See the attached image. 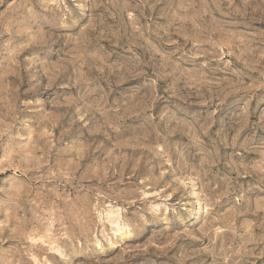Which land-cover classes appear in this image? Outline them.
Instances as JSON below:
<instances>
[{"label": "rangeland", "instance_id": "1", "mask_svg": "<svg viewBox=\"0 0 264 264\" xmlns=\"http://www.w3.org/2000/svg\"><path fill=\"white\" fill-rule=\"evenodd\" d=\"M0 264H264V0H0Z\"/></svg>", "mask_w": 264, "mask_h": 264}]
</instances>
